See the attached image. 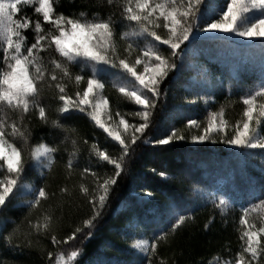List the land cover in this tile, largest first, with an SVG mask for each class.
Wrapping results in <instances>:
<instances>
[{"label":"snow or ice","instance_id":"6c2138e0","mask_svg":"<svg viewBox=\"0 0 264 264\" xmlns=\"http://www.w3.org/2000/svg\"><path fill=\"white\" fill-rule=\"evenodd\" d=\"M105 6L108 12L102 15L99 9ZM28 7L35 18L25 11ZM94 7L97 11L91 13L66 14L59 10L58 0H0V238L13 251L42 252L45 264H80L83 249L66 250L62 245L78 234L85 239L93 236L137 141L160 146L180 141L223 143L260 150L264 159V77L241 94L242 109L235 121L225 118L221 105L207 111L204 120H186L184 129L195 132L185 134L173 123L156 138L146 136L158 102L167 96L161 85L170 74L179 75L187 51L198 41L217 39L218 33L264 39V0H96ZM108 89L138 109L125 112L118 104L113 106ZM48 99L55 101L52 114ZM200 100L208 106L214 97L196 93L188 103ZM81 114L118 145V154H110L95 136H81L69 123ZM34 118L47 133L33 135ZM60 161L65 181L78 176L81 182L50 190L49 179ZM29 170H35L36 180L27 178ZM158 175L171 178L164 171ZM89 176L91 184L86 185L82 181ZM77 189L89 204L90 215L59 236L62 216L57 213L70 207L65 198ZM193 190L199 201L218 210L225 225L230 208L240 212L238 221L233 220L236 250L225 245L223 253L206 264H264V184L258 191L251 187L239 202L218 190ZM14 200L17 207L28 209L19 222L6 215ZM193 219V214H182L171 205L168 223L151 234L137 225L140 231L130 247L140 264H175L160 248L170 246V237L174 239L177 230ZM214 221L210 216L204 229ZM41 240L55 250L43 248Z\"/></svg>","mask_w":264,"mask_h":264},{"label":"trees","instance_id":"16d2710c","mask_svg":"<svg viewBox=\"0 0 264 264\" xmlns=\"http://www.w3.org/2000/svg\"><path fill=\"white\" fill-rule=\"evenodd\" d=\"M95 2L96 0H58V6L59 10L66 14L78 13L82 10L91 13L97 11L94 7ZM25 11L35 18L31 7L26 8ZM99 11L105 15L108 8L105 6ZM160 34L163 35L164 32L161 31ZM218 36L217 39H225L223 35L218 34ZM214 40L201 39L195 45H199V49L207 47V52L211 56V53L216 52L217 49L221 52L217 43H211ZM260 43L261 45H258ZM262 45H264V39L256 41L254 44L256 53H250L254 60H259L254 70L248 67L249 63L242 65L241 68L232 69L229 63L221 64L214 58L207 57L208 54L192 58L187 53L179 75L177 76L175 72L170 74L161 85L162 90H167V96L162 97L158 102L153 124L147 130L146 136L156 138L160 132L169 127V124L173 123L177 128L184 129L187 119L204 120L207 111H216L221 105L225 108L226 119L230 121L238 119L242 109L241 94L264 77V46ZM201 67H204L206 71L208 84L202 83V80L200 81L202 76L195 71L201 70ZM107 91L113 106L118 104L125 112L138 109L139 106L127 102L116 91L112 89ZM196 93L202 97L212 95L214 102L208 106L202 100L194 104L188 103ZM45 95L50 97L51 93ZM47 103L50 105L49 111L52 114L55 101L48 99ZM69 123L78 128L81 136L86 138L95 136L103 146L108 148L110 154H118V145L106 138V134L95 128L86 116L82 114L74 116ZM47 131L48 129L39 125L34 118L33 135L39 137ZM184 131L188 134L189 131L195 132V129H184ZM56 138H59V134ZM49 142H52L51 138ZM81 147L87 146L81 145ZM134 149L125 172L111 192L108 206L98 220L93 236L85 239L82 234H78L77 239L69 241L62 247L66 250L82 248L83 256L80 258V264H140L139 255L130 247L131 239L140 231L137 225H141L147 234H151L154 229L168 223L169 208L174 205L175 209L182 214L194 215L193 220L187 221L177 230L174 239L170 237V246L160 248V251L173 259L175 264H206L213 255L218 252L223 253L225 245L235 251L238 240L233 220L239 219L238 208L229 209V222L225 225L221 222L218 210L211 203L199 201L193 189L199 187L213 190V181H216L215 178L218 176L225 179L222 189L226 187L227 190L224 193L238 202L245 200L251 187L258 191L264 184V159L260 150L230 147L223 143L201 144L190 141H180L170 146L137 141ZM249 153H255V155ZM83 162L82 159L81 163ZM190 163H198L199 166L197 169H191ZM106 167L110 172L111 166ZM153 169L156 171L153 172ZM160 171L166 172L171 178L159 176ZM177 176L179 179L174 178ZM27 178L30 181L36 180L35 170H29ZM91 180L89 176L82 182L90 185ZM80 182L78 176H74L71 181H65L62 161L57 164L49 179L50 190L55 191H58L59 186L64 183H68L71 188L72 185ZM215 185L218 187L219 184ZM148 191H151L153 196H146L145 193ZM65 199L68 200L70 207L65 205L63 212L57 213L62 216L58 225L59 236L69 233L91 212L89 204L78 189L70 198ZM17 203L18 201H13L6 215L16 218L19 222L28 213V209L17 207ZM36 215L37 213L33 211L32 217L35 218ZM210 216H215V221L208 230H205L204 224ZM26 227V223L22 225V228L26 229ZM41 246L46 250H55L44 240H41ZM2 261H8L9 264H45V257L42 252L27 248L22 252L13 251L6 247L3 239L0 238V262Z\"/></svg>","mask_w":264,"mask_h":264},{"label":"rangeland","instance_id":"374dc122","mask_svg":"<svg viewBox=\"0 0 264 264\" xmlns=\"http://www.w3.org/2000/svg\"><path fill=\"white\" fill-rule=\"evenodd\" d=\"M219 35H223L225 37L224 40L221 39H215L213 42L211 43H217V46L219 47V50H221V52L217 51L214 53H211L209 56V53L207 52V47H202L201 49L198 48L199 45H194L193 48H190L188 55L189 57H199L202 56L204 54H208L207 57L211 58V59H215V61L217 60L218 62H220L221 64H227L229 63V65L231 66L232 69H236V67L241 68L242 65H248L249 68H253L251 70H254V68L259 64V60H254V58L251 57V54H255L256 50L254 48H256L254 46L255 42L258 40H261L262 38H256V39H248V38H244V37H238L235 36L234 34H229V33H218ZM217 34V35H218ZM222 37V36H220ZM209 41V40H207ZM258 45H261L258 44ZM257 59V58H256ZM228 60V61H227ZM203 70V71H202ZM251 70H249L251 72ZM197 74L202 76V79H200V81L202 80V83L205 84V82H207V78L206 77V71L204 69V67H201V70H195ZM208 73V72H207ZM195 78V77H194ZM208 84V82L206 83ZM231 147V146H230ZM234 147V146H232ZM198 163L193 164L190 163L189 167L191 169H197L198 167ZM216 181H213V190H218L221 192H226V187H224V189H222L223 184H225L224 182V178L222 177H216L215 178ZM214 179V180H215ZM215 184H219L218 187ZM217 188V189H216ZM154 214V213H152ZM166 215V214H164Z\"/></svg>","mask_w":264,"mask_h":264}]
</instances>
